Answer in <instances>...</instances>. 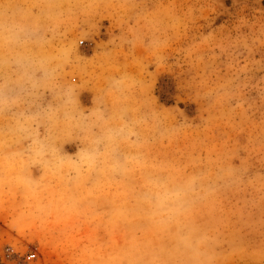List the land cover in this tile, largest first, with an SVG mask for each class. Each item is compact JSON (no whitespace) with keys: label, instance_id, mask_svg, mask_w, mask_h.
I'll list each match as a JSON object with an SVG mask.
<instances>
[{"label":"rangeland","instance_id":"obj_1","mask_svg":"<svg viewBox=\"0 0 264 264\" xmlns=\"http://www.w3.org/2000/svg\"><path fill=\"white\" fill-rule=\"evenodd\" d=\"M0 264H264V2L0 0Z\"/></svg>","mask_w":264,"mask_h":264},{"label":"built area","instance_id":"obj_2","mask_svg":"<svg viewBox=\"0 0 264 264\" xmlns=\"http://www.w3.org/2000/svg\"><path fill=\"white\" fill-rule=\"evenodd\" d=\"M27 258L28 259H34L35 258V254H29Z\"/></svg>","mask_w":264,"mask_h":264},{"label":"crops","instance_id":"obj_3","mask_svg":"<svg viewBox=\"0 0 264 264\" xmlns=\"http://www.w3.org/2000/svg\"><path fill=\"white\" fill-rule=\"evenodd\" d=\"M262 2H264V0H262Z\"/></svg>","mask_w":264,"mask_h":264}]
</instances>
